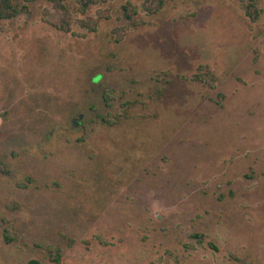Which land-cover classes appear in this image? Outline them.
<instances>
[{
  "label": "rangeland",
  "instance_id": "374dc122",
  "mask_svg": "<svg viewBox=\"0 0 264 264\" xmlns=\"http://www.w3.org/2000/svg\"><path fill=\"white\" fill-rule=\"evenodd\" d=\"M28 6L0 20V264H264V0Z\"/></svg>",
  "mask_w": 264,
  "mask_h": 264
},
{
  "label": "trees",
  "instance_id": "16d2710c",
  "mask_svg": "<svg viewBox=\"0 0 264 264\" xmlns=\"http://www.w3.org/2000/svg\"><path fill=\"white\" fill-rule=\"evenodd\" d=\"M34 0H0V20L11 19L16 17L19 13H27L28 4ZM256 8L254 3L249 4L248 16L251 20L256 18ZM194 78L205 82V78L202 74L198 73L194 75ZM104 98H107V94H104Z\"/></svg>",
  "mask_w": 264,
  "mask_h": 264
}]
</instances>
